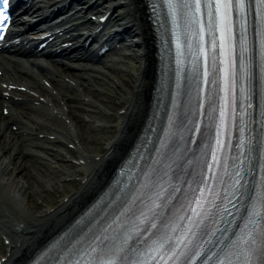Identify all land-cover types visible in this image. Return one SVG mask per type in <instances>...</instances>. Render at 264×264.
<instances>
[{"label": "snow or ice", "instance_id": "obj_1", "mask_svg": "<svg viewBox=\"0 0 264 264\" xmlns=\"http://www.w3.org/2000/svg\"><path fill=\"white\" fill-rule=\"evenodd\" d=\"M7 2L8 0H3L4 7L7 6ZM166 2L173 5V13L176 12L175 5L178 4L184 10L185 15L190 17L191 23L199 25V32L193 33V35H199L200 37L197 60L200 59L201 54L205 57L204 84L211 86L217 83L215 77L211 80L207 79L210 73L207 60L208 54L203 46L205 34L209 38L207 42L211 47L213 49L219 48L221 50L220 54L224 56L221 63L225 65L223 69L225 107L219 109L216 100L209 91L207 97L208 108L203 113L208 116L219 110L221 124L223 125V118L227 114L229 90L232 93L233 112H235L237 83L239 81L240 94L245 95V78L247 77L249 81L252 78L251 58L246 55L249 52L248 16L252 14L259 15L262 22H264V0H166ZM202 8L206 10L203 13L205 19L200 18ZM153 10H155V5H153ZM234 12L236 13L235 22L233 19ZM0 16H4L5 21L0 23V39H2L4 36L3 29L8 26L6 23L8 18L2 11H0ZM253 30H255L254 24ZM260 31L261 34H264V24H262ZM211 71H217L215 55L212 57ZM184 79L188 80V77L185 76ZM191 83L199 88V66L194 69ZM188 87V84L184 85L183 95L185 98L188 95ZM169 106L171 107V101ZM177 107L180 109L182 117L181 126L191 123L192 116L198 117L201 114L199 105L196 106L195 111L192 109L185 111L187 105L184 103L178 104ZM248 107L251 108L252 105L249 104ZM154 130L155 126L149 125L140 142V148L136 150V157L131 159L144 158L141 149L146 148L151 143L148 133ZM188 132L193 135L198 133L201 138L195 141L188 138L185 141L189 146L195 143L197 153H199L200 148L211 146L215 126L206 124L203 129L188 128ZM257 132L261 133L259 143L264 146V130L257 129ZM253 139L256 138L253 137ZM216 144L222 146L219 139H216ZM177 147L178 145L173 142V151ZM254 150V146H250L248 149L250 153ZM207 155L208 153L197 154L195 158L190 157L184 162L191 169V172L185 170L183 174L189 176L191 184L187 180L181 181L180 174L177 171L173 172V178L177 182L183 183L189 188L195 185L192 192L199 193L189 203L190 216L187 220L189 226H183L180 223L170 224L173 209L177 206L180 197L185 199L189 197V193L184 192L182 188L173 187L170 191L162 189L161 193H156V200L149 198L151 206L145 205L147 211L134 210V208L129 207V201L135 188H129L125 191L123 185L126 181L117 180L110 194V200L103 205L99 203L94 205L81 220L75 222L71 231L65 232L58 240L48 245L41 254L43 264H169V262L171 264H196L197 261H199V264H264V183H248L249 177L260 175L261 169H264V164H261L259 159L253 158L248 161L249 167L247 170H242L244 174L242 172L236 173L240 179L236 181L233 192L229 195H234L240 206L244 208V214L240 217V220L247 231L243 235H238L241 230L237 225L236 230L231 231V238H229L236 217L233 216L231 220L225 219V215L232 216L228 207L223 206L221 212V205L208 201L205 196V189L211 191L207 186L206 179L207 171L211 169V164L206 159ZM212 160H216L214 155ZM135 167L136 165L132 164L127 171L122 168L121 175L124 177L129 176L131 170ZM183 167L184 165H176V169H183ZM198 169L199 171H197ZM153 172L155 173L156 170L153 169ZM145 173H147V168L141 170V176ZM241 180H244L245 183L241 184ZM156 183L158 182L153 181V186ZM201 186H204V188L202 189ZM163 192H167V199H163ZM159 200H163V202L160 203ZM245 201H247V204H245ZM206 202L211 204V208L208 210H205ZM229 203H232V201L230 200ZM133 204H135V201H133ZM233 207H235V204ZM158 209L159 211H157ZM212 209H216V211L213 212ZM237 211L239 212V209ZM127 213H131L132 229L129 230L124 224H119L118 228L124 230L123 244L122 246L114 245L110 238L103 235V233L107 232L112 224ZM217 217L221 223L227 226L217 227L215 231L209 232L205 220L214 221ZM184 219V216L179 217L181 221ZM139 225H146V227L140 228ZM194 228L202 233V236L205 237L204 243L209 247L205 249L201 246L198 251L192 253L188 245L192 243L189 234L193 239L197 235V232L193 231ZM218 232L219 235H217ZM101 236H103V239H101ZM77 245L79 246L77 247ZM235 248H239L238 253L233 251Z\"/></svg>", "mask_w": 264, "mask_h": 264}, {"label": "bare ground", "instance_id": "obj_2", "mask_svg": "<svg viewBox=\"0 0 264 264\" xmlns=\"http://www.w3.org/2000/svg\"><path fill=\"white\" fill-rule=\"evenodd\" d=\"M51 1L54 0H38L34 4L32 11L38 13L39 6L44 7ZM109 2L110 5H107ZM116 2L117 0H105L103 4H106V7H111L112 5H117ZM127 4H134V12L139 10L137 0H131ZM76 14L78 12H75ZM115 19L119 22L118 26L120 28L124 27L123 33L130 37L132 46L136 48L135 66L130 78H127L128 69L120 66L118 57L96 60L90 56L82 60L70 59L68 63L61 65L59 62L65 60V57L60 55L59 60H53L47 67L36 69L39 72L42 69L44 75L50 76L53 79L55 87L59 90V94L62 95L61 99H68L70 103L81 101L75 98L77 91L70 89L73 87L68 88L69 86L62 79L65 77L76 79L81 86H86L85 91L88 93L86 96L95 100L101 95L98 87H101L102 81L98 75L102 74L105 68H111L110 70L116 78L117 86L120 90L127 92V99L132 98L130 106H127V113L120 115V121L117 124L119 128L117 137L107 142L106 151L95 153L96 155H102L100 169L94 171V177L84 184V186L64 190L66 192L64 196L69 195L68 201L49 204L47 208L40 206L37 199L41 197L43 191H40L39 185L32 180L33 174L30 171V167L33 166L32 169H35V174L39 173L51 181L50 176L54 175V171L49 169L43 170L42 168H38V165L29 164L20 154L23 151L36 152L41 147L44 148L38 142L40 138H34L33 133L46 132L55 134L58 137H64L67 134L74 133L73 124L70 126L62 121L56 122L48 111H38L29 102L25 103L26 105L29 104V106L12 105L10 115L18 119L21 126L19 129L30 131L28 138L20 137V135L18 136L11 129V124L8 123L9 117L4 116L1 112L3 99L0 95V150H3V154L0 155V213H4V216L13 222V226H21V231H19L22 233L19 237L16 236V233H13L11 246H8L9 251H11L10 264H22L45 238L71 218L92 197V194L98 189L99 185L107 178L112 169L115 168L121 156L128 150L144 119L154 68L153 52L149 45V32L141 16H137L136 14H134L132 20L126 22H123V17H120L119 14L115 16ZM79 22L82 28H88L92 25V21L88 19L79 20ZM118 35H120L119 32L115 36ZM17 51L19 50L15 52ZM77 55L76 51L72 52L73 57ZM16 61L25 64L28 69L22 65L17 66L19 64ZM0 62L7 68V77L9 79L28 84L33 89L41 90L43 94L49 93L56 100L59 99L58 96L52 95L50 90L45 88L33 73H30L29 69L35 68V63H40L39 57L28 55L27 58H20L17 56V53L10 54L9 57L0 54ZM19 67L21 69H18ZM87 67H91V70L87 71ZM90 85L97 89L94 90L92 88L88 90ZM44 108L45 110L48 109ZM72 108L73 118L82 120V108L77 103H74ZM41 129H45V131ZM80 131L83 143L80 144L79 150H82L87 159L85 171L89 172L92 165V156L88 154L83 144L87 148H91L96 140L84 128H81ZM44 142L49 143L52 141L47 139ZM5 146L11 150L3 158V155L8 151L4 150ZM47 150L51 153L52 158L60 161V158H58L59 153L55 149ZM46 183L47 189L50 190L53 186L59 187L61 185L60 180L53 185L49 181H46ZM52 208H54L53 211H51ZM1 216L2 214H0ZM0 229L11 230V227H0ZM24 231L25 233L23 234ZM18 242H21V245L16 247Z\"/></svg>", "mask_w": 264, "mask_h": 264}, {"label": "rangeland", "instance_id": "obj_3", "mask_svg": "<svg viewBox=\"0 0 264 264\" xmlns=\"http://www.w3.org/2000/svg\"><path fill=\"white\" fill-rule=\"evenodd\" d=\"M127 6H123L119 8L116 11V14H119L120 17H123L124 21H128L132 18L131 12L128 11ZM144 21V19H143ZM144 23V22H143ZM135 48L129 49L126 52H134ZM111 57H118L120 66L128 69V77H131V72L134 69L135 66V60L136 58L133 56H127L124 53H121L120 55L114 54L106 59H109ZM111 69V68H110ZM109 68L104 69V74H100L102 83L100 84V88L104 91L101 93L100 96L96 98L93 104L90 105H83L81 103H77L82 109V120L73 118V113L71 111V117H72V123L73 128L75 132L78 134L80 140L83 143V139L81 136V128H84L94 139L96 140L95 144L92 145L93 147L87 148L85 144L84 147L86 150L90 153H97L106 151L105 147L107 145V142L110 139H114L119 134L118 128H112L111 125L115 124L116 121H118V116L116 115L118 112V109H120L124 104L126 103V95L127 92L124 90H120V88L116 84V78L113 76L112 71ZM115 81V82H114ZM84 85L76 88L75 90L78 93V97L81 98L84 95H88L87 91H85ZM94 88L92 85L88 87V90H91ZM80 121V122H79ZM103 124V125H102ZM85 125V126H83ZM73 136L68 135L65 139L64 143H53L49 144L50 147H53V149L57 150L60 153V156L58 158L61 159V161H57L56 159L52 158L51 153L49 150L42 148L37 150L36 152H27V154H20L22 155V158H24L27 163L32 165H38V168H42L43 170L49 169L54 171V175L50 176L51 180H47L46 177L42 176L39 173L36 172L35 169H32L33 166L30 167V171L33 174L32 180L35 181L36 184L39 185V190L43 191L41 194V197L37 199V202L40 206L43 208H47L49 204H55L61 201L62 196L64 195V190H69L71 188H79L81 187L80 181H72V182H66L64 180V175L66 174H73V177L77 174L78 169L70 162L67 161L70 156L74 155V152L72 153L69 150V147L66 145V143H70V141H73ZM41 143V145L44 146L43 142L38 141ZM48 146V145H46ZM4 150H8L5 155H3V158H5L6 155H8L9 149L5 146ZM3 154V150H0V155ZM24 154V155H23ZM19 155V153H18ZM58 164H61L58 166ZM57 166V167H55ZM36 175V176H35ZM60 180V186L56 187L53 186L52 189H47L46 187V181H49L52 183V185L55 182H58ZM62 181V182H61ZM6 250L5 245L2 243L0 239V252L4 253Z\"/></svg>", "mask_w": 264, "mask_h": 264}]
</instances>
